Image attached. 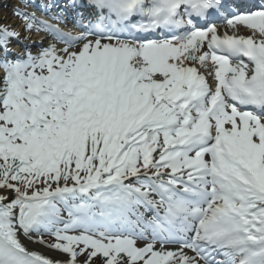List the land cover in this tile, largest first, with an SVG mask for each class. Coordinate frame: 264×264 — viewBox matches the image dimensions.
Masks as SVG:
<instances>
[{"label": "snow or ice", "instance_id": "6c2138e0", "mask_svg": "<svg viewBox=\"0 0 264 264\" xmlns=\"http://www.w3.org/2000/svg\"><path fill=\"white\" fill-rule=\"evenodd\" d=\"M3 7L0 264H264V0Z\"/></svg>", "mask_w": 264, "mask_h": 264}, {"label": "bare ground", "instance_id": "6f19581e", "mask_svg": "<svg viewBox=\"0 0 264 264\" xmlns=\"http://www.w3.org/2000/svg\"><path fill=\"white\" fill-rule=\"evenodd\" d=\"M1 2H2V0H0V3H1ZM4 16H9V17H10V13H8V14H3V13H2V9H1V7H0V20H2ZM10 18H11V17H10Z\"/></svg>", "mask_w": 264, "mask_h": 264}, {"label": "rangeland", "instance_id": "374dc122", "mask_svg": "<svg viewBox=\"0 0 264 264\" xmlns=\"http://www.w3.org/2000/svg\"><path fill=\"white\" fill-rule=\"evenodd\" d=\"M2 8H5V7H3V5L1 6Z\"/></svg>", "mask_w": 264, "mask_h": 264}]
</instances>
